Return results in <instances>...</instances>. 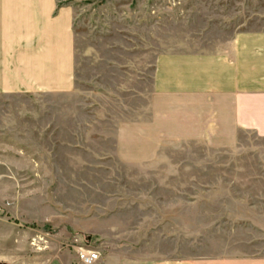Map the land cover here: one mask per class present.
<instances>
[{"label":"rangeland","instance_id":"obj_1","mask_svg":"<svg viewBox=\"0 0 264 264\" xmlns=\"http://www.w3.org/2000/svg\"><path fill=\"white\" fill-rule=\"evenodd\" d=\"M54 4V14L62 9L73 17V44L64 49L74 62L70 78L60 90L49 74L44 91L0 96V158L15 165L10 177L0 178V264H45L62 249L77 257L79 245L100 249L95 237L58 234L66 215L87 211L81 202L102 203L116 188L132 201L141 192L155 199L153 217L145 209L150 216L140 233L126 239L132 247L192 259H264L263 123L254 127L247 113L221 112H208L205 120L192 114L189 122L177 112L184 108L169 105L151 112L157 55L212 51L237 29L264 26V0ZM132 59L139 70L143 64L142 81L133 66L106 74V62ZM140 87L143 124L125 138L121 100L135 97L110 92ZM91 122L109 134H93Z\"/></svg>","mask_w":264,"mask_h":264},{"label":"crops","instance_id":"obj_2","mask_svg":"<svg viewBox=\"0 0 264 264\" xmlns=\"http://www.w3.org/2000/svg\"><path fill=\"white\" fill-rule=\"evenodd\" d=\"M55 0H0V96L15 93L44 91L43 84L55 77L62 89V80L70 78L74 62L64 57V49L73 44L72 13L62 9L54 14ZM159 54V53H158ZM68 60V61H67ZM142 61V60H141ZM106 74H115L123 67L131 68V73L144 77L143 64L140 70L137 62L125 60L123 63L110 61ZM143 63V62H142ZM153 67L154 107L169 105L182 107L177 110L187 114L186 121H193L192 114L200 118L208 112L224 114L241 113L251 116L253 125L262 122L264 128V26L237 29L231 37L219 41L212 51H170L159 54ZM120 67V68H117ZM138 70V71H137ZM44 81V83H42ZM127 93H114L111 96L135 97L121 100V111L125 114V127L121 135L132 138L142 125L138 116L146 106L139 104L145 96L143 87L124 89ZM144 94V95H143ZM107 96V95H105ZM208 106H215L209 109ZM148 109V108H147ZM0 108V118L5 114ZM128 114L132 115L128 117ZM203 115V116H204ZM202 120V119H201ZM233 121L235 119L233 118ZM237 124L239 119L237 118ZM93 134L108 135L109 131L96 128L91 122ZM119 125V124H118ZM239 126V125H238ZM191 127V126H190ZM139 159V154L131 155ZM23 157H27L23 154ZM12 162L0 158V178L10 177L14 171ZM119 188L107 192L104 202H81L87 204V211L66 215L61 238L86 237L103 242L98 249L100 259L95 264H264V259L255 255H230L229 258L192 259L161 254L158 250H148L143 245L132 247L126 239L140 233L145 218L154 215L152 195L135 197V200L121 197ZM156 200L159 197L156 196ZM158 203V202H157ZM159 207V206H157ZM156 207V208H157ZM102 208L103 213H95ZM152 209L150 215L144 210ZM136 210L134 217L125 210ZM156 212V211H155ZM140 228V229H139ZM153 233V232H152ZM93 240V239H92ZM27 264V260H25ZM45 264H82L78 257L67 250H60L45 261Z\"/></svg>","mask_w":264,"mask_h":264},{"label":"built area","instance_id":"obj_3","mask_svg":"<svg viewBox=\"0 0 264 264\" xmlns=\"http://www.w3.org/2000/svg\"><path fill=\"white\" fill-rule=\"evenodd\" d=\"M76 254L82 264H95L100 259L99 250L86 245H79L76 248Z\"/></svg>","mask_w":264,"mask_h":264}]
</instances>
